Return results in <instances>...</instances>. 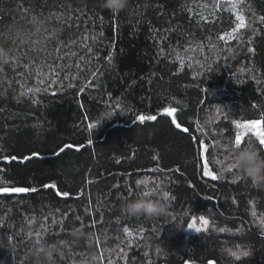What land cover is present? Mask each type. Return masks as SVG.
<instances>
[{"label": "trees", "instance_id": "16d2710c", "mask_svg": "<svg viewBox=\"0 0 264 264\" xmlns=\"http://www.w3.org/2000/svg\"><path fill=\"white\" fill-rule=\"evenodd\" d=\"M237 11L247 26L221 39L236 25L225 0H127L117 13L102 0H0V187L37 189L0 193V264H50L40 247L63 252L54 264H264V186L221 174L234 121L264 125V0ZM65 144L80 147L53 154ZM205 158L220 179L203 175ZM138 180L168 217L124 211ZM201 216L207 229L190 230Z\"/></svg>", "mask_w": 264, "mask_h": 264}, {"label": "snow or ice", "instance_id": "6c2138e0", "mask_svg": "<svg viewBox=\"0 0 264 264\" xmlns=\"http://www.w3.org/2000/svg\"><path fill=\"white\" fill-rule=\"evenodd\" d=\"M229 3L231 5V10L233 12H235V20H236V25L235 27L232 29L231 32H226L224 33V35L222 37H220L221 39H231L234 38V34L237 33L239 30L244 29L247 25L245 23V17L243 14H241V12L237 11V0H229ZM217 7H219V5H217ZM113 13H117L114 12ZM206 19V18H205ZM262 20H264V17H261ZM33 23H35V19L33 20ZM23 42V41H22ZM252 50V49H250ZM89 51H91V49H89ZM3 50L0 49V53H2ZM70 55H75L74 53L70 54ZM109 59H111V57H109ZM177 59H180L179 56H177ZM5 63H7V61H5ZM181 65L183 66V61L181 60ZM25 67H27V65H25ZM77 67H79V65H77ZM50 71H51V66H49ZM35 71L36 74L39 76L41 75V66H35ZM41 83H43V80L40 81ZM39 89H37L38 91ZM29 92L32 91V89H28ZM35 102V101H34ZM119 107V106H118ZM177 110L175 108H165L163 110V114L171 117V123L175 126V128L179 131H181L184 134H188L189 133V129L187 127H182L181 123L177 122V115H176ZM137 119L141 122H145V121H156L157 117L155 115H150V116H143L140 115L137 117ZM235 126L237 128L240 129H245V131L243 132H237L235 134V140H234V146H242V143H244V137L246 136V134H248V130H251L252 133H254V135L258 138V142L259 145L261 146V148H264V131L260 130V124L261 121L258 120H253V121H249L247 123H241L239 121H234ZM89 128H93V125H89ZM197 131H200L199 128H197ZM89 143L91 144L92 141L89 140ZM79 148L80 146H74V145H70V144H65L62 147L59 148L58 151L54 152V155H60L62 154L64 151L70 149V148ZM205 149L207 150V145H205ZM33 156H39V153H33ZM5 160H12L14 161L16 158L15 157H8L5 156L4 157ZM25 159H28V157H25ZM217 163H219V161H217ZM234 168H229L228 171L231 172ZM2 171V170H0ZM203 175L210 177L212 180H218L220 179V177L214 172L211 171L209 168V162L207 160V158H205L204 160V166H203ZM145 184H148V181H145ZM43 188H51V189H55L56 190V195L58 196H62V197H69L70 193L68 191H60L57 188V185L55 183H51V184H44ZM37 189L36 188H31V187H0V193H4V194H9V193H28V192H36ZM164 197L167 199L168 198V194L164 193ZM253 215H255V213H253ZM200 221L202 223L203 228L206 230L208 225H209V221L208 219H206L205 217L201 216ZM262 224H264V220L261 221ZM188 228L190 229H194L195 231L199 232L201 231L200 228H197L196 226V220L193 219L191 223H189L187 225ZM125 232L128 233L129 236H131V232H129V230L127 228L124 229ZM31 235V233H30ZM37 240H39L41 238V233H35ZM5 246V244L3 242H0V247ZM65 247H67V244H65ZM57 252L59 253V255L61 257H63V252H60V250L56 247H53L51 249H45L43 247L38 248L37 252L35 253L37 256L40 253H44L47 256L48 261L50 262V264H54V260H53V253ZM230 254L234 257H236L237 259H240L241 256L243 257H247L249 255V252L247 251H243V252H230ZM103 254H101V258H102ZM109 264H112L111 261H109Z\"/></svg>", "mask_w": 264, "mask_h": 264}, {"label": "clouds", "instance_id": "9594fccd", "mask_svg": "<svg viewBox=\"0 0 264 264\" xmlns=\"http://www.w3.org/2000/svg\"><path fill=\"white\" fill-rule=\"evenodd\" d=\"M102 6L114 12H119L126 8L127 0H102ZM121 115H125L124 110H119ZM116 115V111L109 110L102 114V122L111 119ZM212 117L206 120L211 123ZM229 164L221 169V174L234 168L238 173L249 178L253 186H264V151L256 146L251 140L244 146H234L229 148ZM143 186V187H141ZM138 191L135 198L129 199L123 206L124 211L130 216H143L147 219L166 218L170 215L168 205L157 198L158 187H148L145 180L137 181Z\"/></svg>", "mask_w": 264, "mask_h": 264}, {"label": "rangeland", "instance_id": "374dc122", "mask_svg": "<svg viewBox=\"0 0 264 264\" xmlns=\"http://www.w3.org/2000/svg\"><path fill=\"white\" fill-rule=\"evenodd\" d=\"M225 1H229V0H225ZM244 123H247V122H244ZM260 130L264 131V125H263L262 121H261V124H260ZM243 131H245V129H240L239 128V132H243ZM248 132H251V130H248ZM196 226H197V228L203 229V226H202V223H201L200 220L196 221ZM190 230L195 232L194 229H190Z\"/></svg>", "mask_w": 264, "mask_h": 264}]
</instances>
